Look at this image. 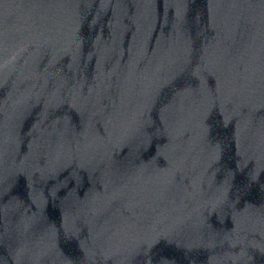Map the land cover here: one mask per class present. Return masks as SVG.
I'll return each mask as SVG.
<instances>
[{
    "label": "water",
    "instance_id": "water-1",
    "mask_svg": "<svg viewBox=\"0 0 264 264\" xmlns=\"http://www.w3.org/2000/svg\"><path fill=\"white\" fill-rule=\"evenodd\" d=\"M0 264H264V0H0Z\"/></svg>",
    "mask_w": 264,
    "mask_h": 264
}]
</instances>
